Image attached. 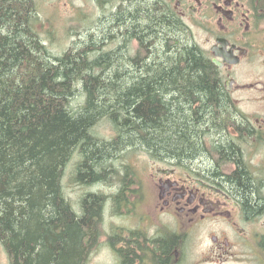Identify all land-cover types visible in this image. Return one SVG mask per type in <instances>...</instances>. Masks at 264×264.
I'll return each instance as SVG.
<instances>
[{"label": "trees", "instance_id": "16d2710c", "mask_svg": "<svg viewBox=\"0 0 264 264\" xmlns=\"http://www.w3.org/2000/svg\"><path fill=\"white\" fill-rule=\"evenodd\" d=\"M127 2L109 37L121 46L93 56L96 43L76 53L73 43L58 57L35 28L31 0L0 3V247L10 264H86L104 197L71 207L62 180L72 160L78 186L118 181L131 172L119 161L125 151L193 158L229 116L215 67L178 20L161 3ZM102 121L110 140L93 133ZM241 193L248 200L249 186Z\"/></svg>", "mask_w": 264, "mask_h": 264}, {"label": "flooded vegetation", "instance_id": "af4514ba", "mask_svg": "<svg viewBox=\"0 0 264 264\" xmlns=\"http://www.w3.org/2000/svg\"><path fill=\"white\" fill-rule=\"evenodd\" d=\"M88 1L99 12L94 20L89 15L80 21L92 28L77 34L73 52L94 43L100 49L89 55L114 51L121 45L109 40L112 21L124 18L127 0ZM149 1L161 3L163 12L184 28L188 46H196L215 67L229 116L193 158L146 160L144 179L134 169L120 173L112 190L114 195L124 191L119 207L133 206L139 192L146 200L139 205L141 219L117 225L118 231L108 237L113 264H224L239 258L244 248L264 264V0ZM244 185L251 190L248 200L241 193ZM109 207L115 217L114 205ZM188 237L206 239L207 257L196 262L187 257ZM170 243L168 251L161 249Z\"/></svg>", "mask_w": 264, "mask_h": 264}, {"label": "rangeland", "instance_id": "374dc122", "mask_svg": "<svg viewBox=\"0 0 264 264\" xmlns=\"http://www.w3.org/2000/svg\"><path fill=\"white\" fill-rule=\"evenodd\" d=\"M84 2V4H83ZM34 9L36 12L35 28L39 33L40 38L44 41L46 46L53 57H58L64 53L69 46H71L74 40L77 38V34L84 32L87 28H92V25L88 23H81L80 21L95 19L99 9L94 8L87 0H34ZM93 19V20H94ZM199 35V34H198ZM134 50V47L133 49ZM76 96L72 99L71 108L75 111L82 105V93L78 90ZM93 133L100 139L110 140L113 137V133L110 129V125L106 121L100 122L94 129ZM150 161L142 150H130L125 151L119 161H123L125 166L129 167L130 171L136 170L137 175L144 179L143 173L146 171L144 168L147 166V161ZM148 161V163H149ZM144 163V167H141ZM73 164L74 160L66 168L63 180L62 189L63 194L71 207L76 211H80V201L88 194H100L104 197V203L100 214V222L97 226L98 238L94 248L90 251L86 264H113L114 257L108 251L107 240L110 235L117 232L116 226L126 227L128 222H137L141 219V205L146 200V195L139 192L135 204L127 207L126 203L119 207L117 195L112 193V190L118 184L115 178L109 179L107 183H100L96 185L78 186L73 182ZM135 172V173H136ZM128 182V181H127ZM128 186V185H127ZM130 193L125 197L131 201ZM136 196L134 197V199ZM106 203V204H105ZM109 204L114 205L112 211L115 217H112ZM117 205V207H116ZM132 206V207H131ZM145 207V205H144ZM143 207V208H144ZM116 208V209H115ZM137 213L138 217L132 216L127 213ZM117 211V212H116ZM121 213V214H117ZM172 225V223H170ZM177 227V225H174ZM145 236V235H144ZM113 243H119V240H114ZM187 245V257L194 259L196 262L201 257H207L209 252L208 242L205 238H201L200 241L193 237H188L186 240ZM243 252L239 258H231L224 261V264H257L255 257L249 255L250 250L248 248L242 249ZM0 264H10L6 254L0 247ZM191 264H196L191 262ZM205 264H221L205 263Z\"/></svg>", "mask_w": 264, "mask_h": 264}, {"label": "water", "instance_id": "95a60500", "mask_svg": "<svg viewBox=\"0 0 264 264\" xmlns=\"http://www.w3.org/2000/svg\"><path fill=\"white\" fill-rule=\"evenodd\" d=\"M214 64H215V65H219V63H218L217 61H214Z\"/></svg>", "mask_w": 264, "mask_h": 264}]
</instances>
